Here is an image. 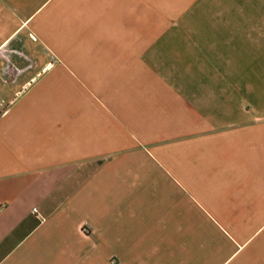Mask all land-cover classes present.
Instances as JSON below:
<instances>
[{
    "label": "crops",
    "instance_id": "crops-1",
    "mask_svg": "<svg viewBox=\"0 0 264 264\" xmlns=\"http://www.w3.org/2000/svg\"><path fill=\"white\" fill-rule=\"evenodd\" d=\"M92 3L0 0V264H264V123L108 129L94 151L56 74L92 65L52 40Z\"/></svg>",
    "mask_w": 264,
    "mask_h": 264
},
{
    "label": "rangeland",
    "instance_id": "rangeland-1",
    "mask_svg": "<svg viewBox=\"0 0 264 264\" xmlns=\"http://www.w3.org/2000/svg\"><path fill=\"white\" fill-rule=\"evenodd\" d=\"M263 1L93 0L92 18L61 21L57 60L92 65L56 74L78 126L92 118L94 151L108 129L136 140L180 124L264 123ZM122 29L132 48L118 44Z\"/></svg>",
    "mask_w": 264,
    "mask_h": 264
},
{
    "label": "built area",
    "instance_id": "built-area-1",
    "mask_svg": "<svg viewBox=\"0 0 264 264\" xmlns=\"http://www.w3.org/2000/svg\"><path fill=\"white\" fill-rule=\"evenodd\" d=\"M34 211H36V209H34Z\"/></svg>",
    "mask_w": 264,
    "mask_h": 264
}]
</instances>
